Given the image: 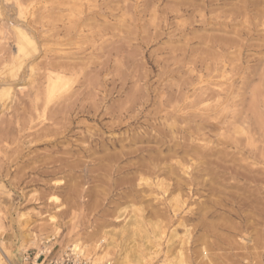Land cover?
<instances>
[{"label":"rangeland","instance_id":"obj_1","mask_svg":"<svg viewBox=\"0 0 264 264\" xmlns=\"http://www.w3.org/2000/svg\"><path fill=\"white\" fill-rule=\"evenodd\" d=\"M184 1L0 0L4 252L264 264L263 43L218 53Z\"/></svg>","mask_w":264,"mask_h":264},{"label":"bare ground","instance_id":"obj_2","mask_svg":"<svg viewBox=\"0 0 264 264\" xmlns=\"http://www.w3.org/2000/svg\"><path fill=\"white\" fill-rule=\"evenodd\" d=\"M184 1V0H182ZM200 2H196V0H191L189 6L194 7V12L196 11L197 16L199 18V23L208 26L210 30L214 31H223L225 37L219 38L217 36H212L207 43L210 44L211 48L215 51H229L233 50L236 52L238 60L242 59L243 52L249 48L256 46L255 41H260L263 43L264 47V35H261V29L264 32V0H199ZM181 2V1H180ZM179 2V3H180ZM187 2V1H184ZM189 2V1H188ZM167 5V4H166ZM176 5V4H175ZM180 5H184L183 2ZM186 6V5H185ZM222 6V8H219ZM224 6L229 7L228 10H222ZM120 8V7H119ZM183 8V7H182ZM215 8V9H213ZM90 9V8H89ZM127 9V8H126ZM184 9V8H183ZM190 9V8H189ZM196 9V10H195ZM222 10L220 14H215V18L212 16H207L206 13L213 14L217 10ZM50 10V9H49ZM18 11V10H17ZM180 11V8H179ZM188 11V10H187ZM181 12V11H180ZM189 12V11H188ZM193 12V11H192ZM179 13V12H178ZM206 16H204V14ZM181 14V13H180ZM196 15L193 13V16ZM181 16H183L181 14ZM192 16V17H193ZM195 17V16H194ZM181 18V17H180ZM190 18V17H189ZM197 18V17H196ZM45 19V18H44ZM212 19H220L217 23H211ZM6 20V19H5ZM10 20V19H9ZM18 20V19H17ZM17 22V21H16ZM18 23V22H17ZM17 23H15L17 25ZM49 23V22H48ZM22 24V23H21ZM195 24V22H194ZM241 24V25H240ZM54 26V25H53ZM15 27V26H14ZM27 27V26H26ZM199 28V27H197ZM202 28V27H201ZM29 30V29H28ZM202 30V29H201ZM206 30V29H203ZM14 34L16 35L15 40H18V44L16 47V52H14L13 60H21L22 56L28 53V49H35L33 39L26 33L23 29L15 27ZM57 32V31H56ZM212 32V31H211ZM212 34V33H211ZM214 34V33H213ZM263 34V33H262ZM216 35V33L214 34ZM207 36V35H206ZM220 36V34H219ZM193 37V36H192ZM209 37V36H208ZM187 39V38H186ZM200 39V38H199ZM203 38H201L202 40ZM204 41V40H203ZM16 42V41H15ZM206 42V41H205ZM36 44V43H35ZM259 45V44H257ZM207 47V46H206ZM9 48V47H8ZM38 48V47H37ZM209 48V47H208ZM261 47H259L260 49ZM206 49V48H205ZM207 50V49H206ZM250 51V50H249ZM5 52V51H4ZM220 53V52H218ZM215 54V53H214ZM234 54V53H233ZM230 57V56H229ZM8 58V57H7ZM11 59V58H10ZM8 60V59H7ZM233 61V60H232ZM1 62V61H0ZM4 62V61H3ZM110 62V61H109ZM235 62V61H234ZM52 63V62H51ZM55 64V63H54ZM63 65V64H62ZM106 65V64H105ZM53 66V65H52ZM57 66V65H56ZM20 67V66H19ZM58 67V66H57ZM55 67V68H57ZM61 67H59L60 69ZM87 68V67H86ZM115 68V67H114ZM264 68V67H263ZM10 69V68H9ZM98 70V69H97ZM18 71V70H17ZM93 72V71H92ZM99 73V72H98ZM18 76V75H17ZM94 76V75H93ZM52 77V76H51ZM61 76H56L57 79H60ZM65 77V76H64ZM89 78V77H88ZM1 79V78H0ZM61 80V79H60ZM57 82V80H54ZM88 81V80H87ZM58 82H60L58 80ZM5 84V83H4ZM113 87V86H112ZM123 87V86H122ZM208 95V94H207ZM93 96V95H92ZM91 96V97H92ZM176 97V96H175ZM114 102V101H113ZM107 109V108H106ZM46 111V110H45ZM256 115V114H255ZM182 144V143H181ZM186 145V144H185ZM187 146V145H186ZM178 147V149L173 148ZM185 147V146H184ZM206 147V146H204ZM169 153H177L178 151H183V153H187L189 151L196 152V149H188L183 148L181 145H175L168 149ZM201 151V150H200ZM212 150H210L211 152ZM93 153V152H92ZM182 153V152H181ZM182 153V154H183ZM159 154V153H158ZM191 154V153H190ZM66 155V154H65ZM107 155V154H106ZM119 155V154H118ZM192 155H196L193 154ZM228 155V154H227ZM231 155V154H230ZM158 156V155H157ZM175 156V155H174ZM199 156V155H197ZM66 158V157H65ZM64 158V159H65ZM109 158V156H108ZM120 158V156H119ZM127 158V157H126ZM153 158V157H152ZM157 158V157H156ZM160 158V157H158ZM200 158V156L198 157ZM203 158V157H202ZM201 158V159H202ZM123 159V157L121 158ZM161 159V158H160ZM63 160V158H62ZM73 160V159H72ZM157 160V159H156ZM158 161V160H157ZM64 162V161H63ZM107 163V162H106ZM145 163V162H144ZM82 164V163H81ZM151 164V163H150ZM141 165L140 169L145 170L149 175H157V166L156 165ZM69 165V164H68ZM67 165V166H68ZM107 165V164H106ZM138 165V163H137ZM72 167V166H71ZM106 168V167H105ZM137 168V167H136ZM119 170V169H118ZM120 170H125V168H120ZM118 172V171H117ZM116 172V173H117ZM44 173V172H43ZM145 173V174H146ZM45 174V173H44ZM48 174V173H47ZM55 174V173H54ZM57 174V173H56ZM170 174V173H169ZM237 174V173H236ZM100 179V178H99ZM145 182V181H144ZM148 185V184H147ZM156 185H159L156 184ZM162 185V182H161ZM117 188V187H116ZM164 188V187H163ZM166 191V190H165ZM139 194V193H138ZM138 197V196H137ZM139 211V210H138ZM185 241V240H184ZM179 253V252H178ZM181 259V258H180ZM182 261V260H181ZM180 261V262H181ZM184 264L183 262H181ZM0 264H2V256L0 255Z\"/></svg>","mask_w":264,"mask_h":264},{"label":"built area","instance_id":"obj_3","mask_svg":"<svg viewBox=\"0 0 264 264\" xmlns=\"http://www.w3.org/2000/svg\"><path fill=\"white\" fill-rule=\"evenodd\" d=\"M23 262L24 264H97L74 247H68L56 256L52 251H26L23 253Z\"/></svg>","mask_w":264,"mask_h":264},{"label":"crops","instance_id":"obj_4","mask_svg":"<svg viewBox=\"0 0 264 264\" xmlns=\"http://www.w3.org/2000/svg\"><path fill=\"white\" fill-rule=\"evenodd\" d=\"M4 238V237H3ZM3 238H0V254H2L1 252H3L6 257H7V264H24L23 262V254L21 252V249L20 248H16L15 251H16V254L13 256L11 255V253L9 252H6V249H5V252L3 251ZM60 252H56V253H53L54 256L58 255Z\"/></svg>","mask_w":264,"mask_h":264}]
</instances>
